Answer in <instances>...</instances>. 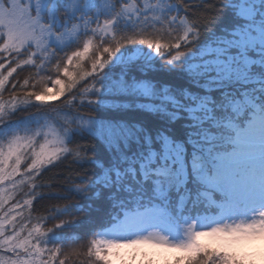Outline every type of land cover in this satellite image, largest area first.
<instances>
[{"label": "trees", "instance_id": "obj_1", "mask_svg": "<svg viewBox=\"0 0 264 264\" xmlns=\"http://www.w3.org/2000/svg\"><path fill=\"white\" fill-rule=\"evenodd\" d=\"M95 1L99 4V0ZM108 1L115 3L120 13L123 3ZM163 1L171 15L186 21L190 29L187 35L166 39L149 33L147 27L138 32L119 16L113 36H95L94 53L85 60L67 95L49 103L60 110L75 94L78 98L83 89L96 87L89 95L98 99L96 104L77 102L71 109L89 117L92 126L69 124L73 130L65 154L35 178L31 213L38 218V224L44 225L36 241L45 249L49 264H89L84 258H71L67 251L115 222L123 209L151 198L143 190L156 186L159 168H181L182 164L188 166L193 160L228 150L230 126L224 122L235 114L232 102L257 93L264 103V44L244 43L240 37V32L255 29L264 19L255 15L254 24L247 21L239 12L242 2L235 0ZM258 1L262 0H244L253 3L255 11L259 9ZM62 7L60 14L64 16L58 21L65 25L68 9ZM97 8L85 16L94 18ZM74 21L67 27L77 24ZM83 23V28H96L101 22L94 18L89 27ZM89 36L92 33L83 29L77 39L63 46L52 45L45 53L47 57L33 45L0 51L3 74L14 69L6 84L10 87L0 95L29 101L23 100L17 111L24 115L16 120L40 105L34 95L42 83H47L44 79L48 75L59 74L54 68L58 58L66 59ZM132 38L135 43L130 45ZM4 42V38L0 39V46ZM106 45L111 50L101 51ZM212 54L222 62L209 60ZM18 127L16 131L22 132L29 126ZM7 131L5 137H11L14 128L9 126ZM180 172L183 177L185 173ZM190 174L189 183L176 190L189 195V209L202 197V186L196 185Z\"/></svg>", "mask_w": 264, "mask_h": 264}, {"label": "rangeland", "instance_id": "obj_2", "mask_svg": "<svg viewBox=\"0 0 264 264\" xmlns=\"http://www.w3.org/2000/svg\"><path fill=\"white\" fill-rule=\"evenodd\" d=\"M63 1L0 0V39L5 40L0 51L21 50L33 45L36 51L46 56L52 45L63 46L77 39L81 30L88 29L92 33L80 49L66 59L58 58L54 68L59 74L48 75L44 79L46 84L41 82L34 95L40 105L34 106V112L16 120L24 115L17 110L23 100L29 103L28 98L0 95V264H49L45 249L36 241L37 236L43 234L44 225L38 224V218L31 213L35 178L43 168L65 154L73 130L69 124L76 122L92 126L89 117L71 109L77 102L96 104L98 99L89 96L96 87L92 85L83 89L78 98L75 94L60 110L55 109L58 105L50 107L49 103L58 102L67 95L69 85L77 80L85 60L94 53L97 46L95 36L100 34L104 39L113 36L119 16L125 17V24L135 26L138 32L147 27L149 33H158V37L166 39L181 34L185 36L190 31L183 18L170 14L171 10L163 0H119L123 3L122 13L117 12L115 3L108 0H99V4L95 0ZM235 2H242L239 12L247 21L254 24L255 15L264 19V7L260 6L264 0L258 1L257 11L253 3ZM62 5L68 9L64 22L69 25L75 20L73 23L77 24L67 27L58 21L64 16L60 14L64 9ZM94 7H98L94 18L100 19L101 23L96 28H83L81 23L89 27L93 22L92 16H86ZM56 20L57 27L54 26ZM263 21L255 29H250L249 25L247 33L240 32L241 41L264 44ZM132 40L130 45L135 43ZM103 50H111V46L106 45ZM208 59L215 64L222 62L215 54ZM3 66L0 65V93L10 87L6 84L14 72L10 69L3 74ZM255 96L259 94L249 93L243 100L232 102L231 111H243L246 105L243 102L258 108ZM257 123L264 126V119L244 126L238 123L236 115L227 118L224 124L230 126L233 133L226 136L232 144L229 150L212 154L210 158L193 160L188 166L182 164L181 168H160L157 171L163 180L155 187L143 190L144 195L157 198L156 206L140 210V207L133 209L135 205H132L114 224L69 249L66 254L71 258H84L89 264H264V138L255 135L254 141L246 136L256 129ZM20 125L29 127L22 132L16 131ZM9 126L14 128L13 134L5 137ZM208 166H212L214 172L210 173ZM181 170L185 173L184 179ZM190 173L197 181L196 185L202 186L199 189L201 198H211L204 203L208 211L215 203L212 189L221 187L232 198L231 203L223 206L216 221L208 222L200 217L199 220L192 218L182 222L169 210L179 186L189 183ZM184 203L188 204V200L183 199L181 206ZM210 215L214 216L212 212Z\"/></svg>", "mask_w": 264, "mask_h": 264}, {"label": "bare ground", "instance_id": "obj_3", "mask_svg": "<svg viewBox=\"0 0 264 264\" xmlns=\"http://www.w3.org/2000/svg\"><path fill=\"white\" fill-rule=\"evenodd\" d=\"M257 135L258 137H263L264 138V126L263 125H260L259 123L256 124V129L253 130V132L251 133H246V136L248 137L247 139H256V136Z\"/></svg>", "mask_w": 264, "mask_h": 264}, {"label": "clouds", "instance_id": "obj_4", "mask_svg": "<svg viewBox=\"0 0 264 264\" xmlns=\"http://www.w3.org/2000/svg\"><path fill=\"white\" fill-rule=\"evenodd\" d=\"M128 247H130V248H131V247H135V246H128Z\"/></svg>", "mask_w": 264, "mask_h": 264}]
</instances>
